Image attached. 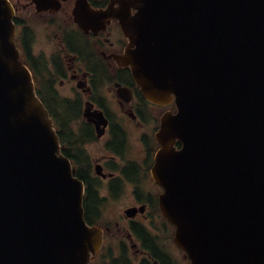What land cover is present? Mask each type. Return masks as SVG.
Returning a JSON list of instances; mask_svg holds the SVG:
<instances>
[{
  "label": "water",
  "instance_id": "water-1",
  "mask_svg": "<svg viewBox=\"0 0 264 264\" xmlns=\"http://www.w3.org/2000/svg\"><path fill=\"white\" fill-rule=\"evenodd\" d=\"M73 13L85 31L117 18L130 40L119 63L149 100L175 98L153 173L176 243L192 264H264V0H76ZM12 17L0 0V264H86L97 230L18 60Z\"/></svg>",
  "mask_w": 264,
  "mask_h": 264
},
{
  "label": "flooded vegetation",
  "instance_id": "flooded-vegetation-1",
  "mask_svg": "<svg viewBox=\"0 0 264 264\" xmlns=\"http://www.w3.org/2000/svg\"><path fill=\"white\" fill-rule=\"evenodd\" d=\"M108 1L89 0L95 8L105 7ZM12 2L16 4L17 12L19 8L22 9V14L17 16L19 22L17 42L22 60L34 65V70L42 75L41 84L46 86V89L56 91L55 82L57 85L67 83L71 89V94L58 108H51L53 116L57 117L64 113L66 122L76 120L87 124L103 111L111 125L119 112L128 118L131 117V112H134V116L140 118L139 114L143 110L142 114L146 113L147 118L156 117V113L162 108L149 104L142 96L129 69L117 65L115 57L123 53L127 39L116 19H112L104 29L84 32L73 20L72 8L76 0H62L57 11L47 10L40 13L34 9L30 0ZM59 12H62V20L67 25L59 26L53 32L49 48L37 47L36 31L29 22L28 14L47 18ZM145 105L149 108L147 109ZM110 134L112 140L106 141L107 145H112L118 140L115 132ZM133 139L137 140V143L140 139L142 143L129 153L126 157L127 164L117 176L108 181V184L114 183L125 192L133 206L142 209L141 212L138 211L136 217L148 221L157 232L160 226L157 222L155 204L156 189L148 177L154 144L146 143L144 135L140 138L134 135ZM121 144L124 148L126 138H123ZM116 162L106 160L105 164L114 167ZM130 227L132 231L125 232L127 243L122 242L120 245L125 264H150L146 256L156 257L161 264H168L169 256L164 249L156 245L153 236L145 234L143 227L137 222H130ZM129 249L132 251L134 262L129 258Z\"/></svg>",
  "mask_w": 264,
  "mask_h": 264
},
{
  "label": "rangeland",
  "instance_id": "rangeland-1",
  "mask_svg": "<svg viewBox=\"0 0 264 264\" xmlns=\"http://www.w3.org/2000/svg\"><path fill=\"white\" fill-rule=\"evenodd\" d=\"M28 14V13H27ZM63 15L62 12L57 13L51 17H36L28 14V19L31 25L34 27L36 31V46L49 48L51 38L53 36V32L59 28V26L67 25L66 22L62 20ZM59 89L63 94H71V89L69 88L67 83L59 85ZM152 123H149L148 129L151 128ZM140 126L134 123V125L129 126V133L139 134ZM88 148L92 155H96V151H99L101 147L99 144L92 143L88 145ZM128 200L126 198H119L117 200L109 199L107 201L106 207L104 209L105 219L111 221V225L113 226V233H116L119 236L118 231L123 229L124 221L120 217L121 209L128 204ZM179 264H187L186 260L180 259Z\"/></svg>",
  "mask_w": 264,
  "mask_h": 264
},
{
  "label": "trees",
  "instance_id": "trees-1",
  "mask_svg": "<svg viewBox=\"0 0 264 264\" xmlns=\"http://www.w3.org/2000/svg\"><path fill=\"white\" fill-rule=\"evenodd\" d=\"M67 126H68L67 123H64L63 125H60V128H59V134H60V136H61L62 141H67V136L65 135V130L67 129ZM70 133H71V135H72V130H71V128H70ZM94 201L97 202L96 197H94Z\"/></svg>",
  "mask_w": 264,
  "mask_h": 264
},
{
  "label": "bare ground",
  "instance_id": "bare-ground-1",
  "mask_svg": "<svg viewBox=\"0 0 264 264\" xmlns=\"http://www.w3.org/2000/svg\"><path fill=\"white\" fill-rule=\"evenodd\" d=\"M188 257V255H186Z\"/></svg>",
  "mask_w": 264,
  "mask_h": 264
}]
</instances>
